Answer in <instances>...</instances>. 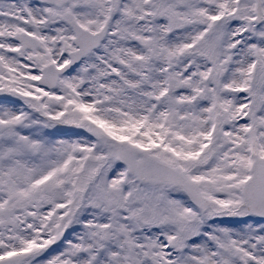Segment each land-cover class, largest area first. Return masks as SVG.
<instances>
[{"label":"snow or ice","instance_id":"obj_1","mask_svg":"<svg viewBox=\"0 0 264 264\" xmlns=\"http://www.w3.org/2000/svg\"><path fill=\"white\" fill-rule=\"evenodd\" d=\"M0 264H264V0H0Z\"/></svg>","mask_w":264,"mask_h":264}]
</instances>
